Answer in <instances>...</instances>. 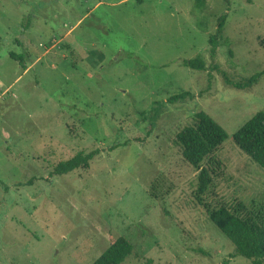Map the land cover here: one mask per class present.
<instances>
[{
    "label": "rangeland",
    "instance_id": "374dc122",
    "mask_svg": "<svg viewBox=\"0 0 264 264\" xmlns=\"http://www.w3.org/2000/svg\"><path fill=\"white\" fill-rule=\"evenodd\" d=\"M200 9L195 0H0V264H93L110 237L133 247L123 264H251L210 215L264 208V170L233 140L264 111V75L246 90L225 81L264 72V0ZM197 56L206 71L182 65ZM198 112L228 134L203 195L175 144ZM80 152L96 153L89 168L54 175Z\"/></svg>",
    "mask_w": 264,
    "mask_h": 264
},
{
    "label": "trees",
    "instance_id": "16d2710c",
    "mask_svg": "<svg viewBox=\"0 0 264 264\" xmlns=\"http://www.w3.org/2000/svg\"><path fill=\"white\" fill-rule=\"evenodd\" d=\"M195 3L203 10L207 0H195ZM226 20V15L217 19L216 32L209 38L212 58L223 38ZM225 43L229 44L228 41ZM11 58L26 69L22 55L11 54ZM182 65L195 71L207 70L206 62L200 56L185 60ZM263 75L264 72H259L236 83L227 79L225 81L238 90H246L257 85ZM227 139L226 131L205 112L196 113L193 124L184 127L176 135L175 144L181 148L183 159L199 172L197 191L200 195L206 194L213 178L218 177L221 164L215 154ZM233 140L242 152L264 170V111L257 112L247 121L233 135ZM95 157V152H80L73 158L58 163L54 168V175L65 176L80 168L87 169ZM210 220L233 245L235 256L244 258L251 264H264V208L244 215L240 210L231 211L222 205L211 213ZM109 240L110 245L93 264H123L133 254V247L126 238L110 237Z\"/></svg>",
    "mask_w": 264,
    "mask_h": 264
}]
</instances>
